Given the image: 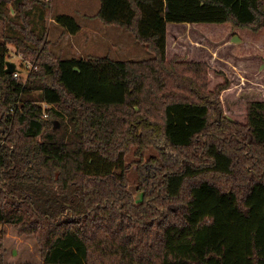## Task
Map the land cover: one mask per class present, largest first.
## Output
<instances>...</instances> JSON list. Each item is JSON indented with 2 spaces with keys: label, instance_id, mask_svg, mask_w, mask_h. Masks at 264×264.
Instances as JSON below:
<instances>
[{
  "label": "trees",
  "instance_id": "1",
  "mask_svg": "<svg viewBox=\"0 0 264 264\" xmlns=\"http://www.w3.org/2000/svg\"><path fill=\"white\" fill-rule=\"evenodd\" d=\"M99 3L151 57L57 58L31 25L50 2L0 0V264L4 224L44 264H264V99L224 101L222 70L167 55L176 23L232 29L240 56L264 57V0ZM8 44L37 66L25 82L5 72Z\"/></svg>",
  "mask_w": 264,
  "mask_h": 264
},
{
  "label": "rangeland",
  "instance_id": "2",
  "mask_svg": "<svg viewBox=\"0 0 264 264\" xmlns=\"http://www.w3.org/2000/svg\"><path fill=\"white\" fill-rule=\"evenodd\" d=\"M82 2L85 3H81L79 0H51V7L48 13H50V16L65 13L75 18H80L82 12L79 9L85 8V10L90 13L84 14V16L94 18L91 13L95 8H93L90 0L89 2L88 0H83ZM36 7L37 11L45 8L42 7V5ZM86 21L88 22V20ZM45 23H47L46 20ZM106 28L109 30L107 35L109 36L110 33L111 35L105 39L107 40L112 37L110 38L112 40L108 39L106 43H104L105 40L96 39L92 46H83V48L80 49L81 54H78L76 49L72 48V41L80 42L79 38L68 36V39L61 41V44L59 43V49L56 44L52 45L40 31L37 32L43 35L44 41L50 43V49L57 58L79 57L81 55L84 57H93L91 56L93 54L132 60L151 57V54L136 42L131 32L113 25H109ZM227 30L228 29L221 31L226 33L225 36H217L216 31L220 32V30L217 29L206 34L196 30L190 24L181 25L170 23L167 32V55L170 58L173 54H180L183 55L186 60H204L215 70H222L230 79L229 87L221 93V98L222 100L224 99V101L226 97L229 98L237 93L249 92L251 90L257 92L260 99H264V57L253 53L245 57L240 56L238 50L239 45H236L239 40L235 36V31L232 32V29L229 31ZM11 33L12 31L9 30L8 25L0 22V41L4 40L6 35ZM8 50L9 60L15 63L17 70L21 71V79L25 82L27 79V71L25 67L21 65V62L26 63V60L23 59L22 54L11 44H8ZM153 152L154 151L149 150L147 154ZM129 159H131V157ZM134 176L132 169L130 178L134 179ZM130 189L135 198L139 199V194L135 191V185L133 183L130 185ZM1 230L4 264H44L41 259L40 248L34 235L19 234L13 224H4L1 226Z\"/></svg>",
  "mask_w": 264,
  "mask_h": 264
},
{
  "label": "crops",
  "instance_id": "3",
  "mask_svg": "<svg viewBox=\"0 0 264 264\" xmlns=\"http://www.w3.org/2000/svg\"><path fill=\"white\" fill-rule=\"evenodd\" d=\"M74 1H77V0H74ZM79 1H81V3H85V2H82L83 0H79ZM90 3H92L93 8H95L94 11L91 13V14H94L100 6L99 0H90ZM50 4H51V0H50ZM49 9L50 8H48L47 10L43 9V10L37 11V8H35L34 10H32L31 24H32L33 29H35L36 31H40L52 45L56 44V46L59 47V49H60L61 41L63 40L65 41L66 39H68V36H72L73 38H76V37L79 38L81 43L72 41L73 43L72 48L76 49L78 54H81L80 49H82L83 46H92V44H94V41H96V39H103L105 40L104 43H106L108 39L112 40L110 39L112 37L108 38L107 40L105 39L106 37H109L111 35V33L109 34V36L107 35V32H109V30L106 27H108L109 25L105 26V24L104 25L101 24L102 22L98 20L97 18L85 17L84 14L86 15L90 13L87 10H85V8L79 9L81 10L83 14L82 15L79 13L81 15L80 18H75L74 16L71 15L80 25V30L77 31L76 33L68 32L63 26L57 23L55 20V17L58 14H56L55 16H52V15L50 16V13H48ZM45 20L47 21V23H45ZM86 20H88V22ZM94 55L99 56L97 54H93L91 56H94ZM79 57H84V56L81 55ZM68 58H71V57H68ZM110 58L116 59V60H125V59H117L113 57H110Z\"/></svg>",
  "mask_w": 264,
  "mask_h": 264
},
{
  "label": "built area",
  "instance_id": "4",
  "mask_svg": "<svg viewBox=\"0 0 264 264\" xmlns=\"http://www.w3.org/2000/svg\"><path fill=\"white\" fill-rule=\"evenodd\" d=\"M43 1H50V0H43ZM37 66L35 65V64H27L26 66H25V70L27 71V72H30V71H32L33 69H35ZM20 72L18 71V70H16L15 72H13V75L14 76H17L18 74H19ZM41 107H42V114H43V117H47V112H46V110H45V108L47 107V104H45V102H42L41 104Z\"/></svg>",
  "mask_w": 264,
  "mask_h": 264
},
{
  "label": "water",
  "instance_id": "5",
  "mask_svg": "<svg viewBox=\"0 0 264 264\" xmlns=\"http://www.w3.org/2000/svg\"><path fill=\"white\" fill-rule=\"evenodd\" d=\"M16 70H17V68L15 66V63H13L10 60H7L6 61L5 72L11 74V73L15 72Z\"/></svg>",
  "mask_w": 264,
  "mask_h": 264
}]
</instances>
